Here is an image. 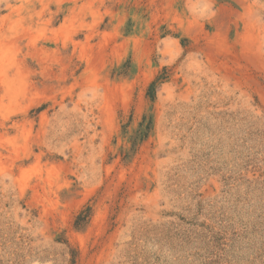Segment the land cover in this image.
<instances>
[{
  "label": "rangeland",
  "instance_id": "obj_1",
  "mask_svg": "<svg viewBox=\"0 0 264 264\" xmlns=\"http://www.w3.org/2000/svg\"><path fill=\"white\" fill-rule=\"evenodd\" d=\"M0 264H264V0H0Z\"/></svg>",
  "mask_w": 264,
  "mask_h": 264
},
{
  "label": "trees",
  "instance_id": "obj_2",
  "mask_svg": "<svg viewBox=\"0 0 264 264\" xmlns=\"http://www.w3.org/2000/svg\"><path fill=\"white\" fill-rule=\"evenodd\" d=\"M158 83H159V80L158 78H156L153 81H151V83L149 84L147 88V96L149 97L151 101H153L155 98L154 97L155 90H156ZM152 124H153L152 116L143 115L142 120L139 123V126L136 130L134 137H131V142L133 146L138 142V140L141 141L146 138V136L152 129Z\"/></svg>",
  "mask_w": 264,
  "mask_h": 264
}]
</instances>
